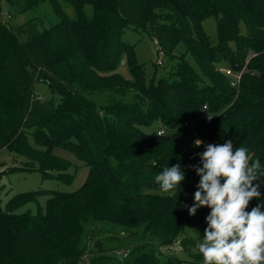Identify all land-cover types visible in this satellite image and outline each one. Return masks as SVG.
Here are the masks:
<instances>
[{"label":"trees","instance_id":"16d2710c","mask_svg":"<svg viewBox=\"0 0 264 264\" xmlns=\"http://www.w3.org/2000/svg\"><path fill=\"white\" fill-rule=\"evenodd\" d=\"M45 1L54 24L0 22V149L25 157L20 169L43 178L73 177L56 148L88 171L74 190L22 191L0 203V264H203L197 245L210 209L190 216L181 207L194 203L196 153L231 139L264 167V0H61L74 16L60 0H6L7 12ZM210 16L215 43L203 27ZM124 27L146 30L173 67L146 81ZM222 67L240 72L237 84ZM37 82L50 98L36 94ZM204 105L213 117L195 129L207 143L194 147L184 121ZM166 163L185 173L171 193L155 183ZM260 192L248 211L264 203V184ZM29 202L35 212H16Z\"/></svg>","mask_w":264,"mask_h":264},{"label":"clouds","instance_id":"9594fccd","mask_svg":"<svg viewBox=\"0 0 264 264\" xmlns=\"http://www.w3.org/2000/svg\"><path fill=\"white\" fill-rule=\"evenodd\" d=\"M202 144L200 139L194 141V147ZM196 155L200 165L192 167L200 179L194 203L181 207L190 216L201 207L210 209L203 239L197 245L203 264H264V203L247 210L253 199H262L264 167L260 159H251L249 150L234 146L231 139L207 144ZM184 179L179 163L170 167L166 163L155 183L163 193H171Z\"/></svg>","mask_w":264,"mask_h":264},{"label":"rangeland","instance_id":"374dc122","mask_svg":"<svg viewBox=\"0 0 264 264\" xmlns=\"http://www.w3.org/2000/svg\"><path fill=\"white\" fill-rule=\"evenodd\" d=\"M60 5L65 13L69 16H74L73 9L70 5L63 3L61 0ZM84 10L88 15L92 11L91 6L88 4L84 6ZM30 18L39 19L38 26L40 28L54 24L59 19V17L53 12L48 1L39 4L35 8L15 13L9 17L6 0H0V22H7L11 26H17L26 22ZM203 27L210 40L215 43V18L210 16L204 19ZM121 36L124 41L133 45L135 59L143 67L146 81H149L152 78L156 80L160 75L166 74L173 67L175 60L170 59L165 53L159 54L157 52V44L155 43L154 38H152L146 30L134 27H124ZM182 49V44H179L177 52ZM158 58L161 59L162 64L156 63ZM187 59L192 62L190 57ZM123 60L125 61V58H123ZM118 70L123 76L130 77L127 65H120ZM34 90L37 95L44 99L52 96L49 88L44 82H37L34 86ZM153 129L154 127L149 130ZM29 143L33 145L32 139L29 140ZM54 153L71 161V167L67 171L73 175L71 181L66 182L57 177L43 178L41 173L36 169L29 171L22 170L20 167L23 165V162L26 161L25 157L14 155L7 148L0 149V203L2 207L18 192L36 189L71 191L78 188L83 183L88 171L86 164L65 149L56 148L54 149ZM46 198L47 196L40 197L38 203L43 206ZM27 209L35 212L36 203L29 202L16 209V212H23ZM189 233L197 235L198 229L192 228L189 230ZM176 253L178 255L181 254L178 251Z\"/></svg>","mask_w":264,"mask_h":264},{"label":"built area","instance_id":"2783aa9c","mask_svg":"<svg viewBox=\"0 0 264 264\" xmlns=\"http://www.w3.org/2000/svg\"><path fill=\"white\" fill-rule=\"evenodd\" d=\"M159 54H162V52H159ZM156 62H157V64H161V63H162L161 59H159V58L157 59ZM121 63H123V62L121 61ZM220 70H221L222 72H224L225 74H227V75H229V76H232V77L234 78V81L232 82L233 85H234V84H237V82L239 81V78H240V72L235 73V72H233L230 68H227V67H222V68H220ZM212 117H213V115H210V114L208 113V111H207V107H206V105H204V106H202V108H201V110H200V113H199V115H198L196 118L188 119V120H185V121H184V125L190 127L191 132H192V135H193V139H194V141L197 140V139H200V140L203 141V144H202V145H204V144L207 143L206 140L202 139V138L197 134L196 129H195V123L197 122V120H201V119H207V120H208V119H210V118H212ZM156 133H157L158 135L163 134V133H164V129H163V127H158Z\"/></svg>","mask_w":264,"mask_h":264}]
</instances>
